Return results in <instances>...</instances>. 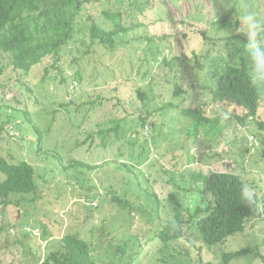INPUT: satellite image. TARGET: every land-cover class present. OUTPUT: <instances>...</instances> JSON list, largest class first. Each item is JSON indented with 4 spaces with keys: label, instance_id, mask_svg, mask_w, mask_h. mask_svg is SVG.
<instances>
[{
    "label": "rangeland",
    "instance_id": "374dc122",
    "mask_svg": "<svg viewBox=\"0 0 264 264\" xmlns=\"http://www.w3.org/2000/svg\"><path fill=\"white\" fill-rule=\"evenodd\" d=\"M232 7L230 27L219 29ZM106 11L121 12L131 28L115 49L90 35L94 20L112 28ZM247 15L264 47V0H91L56 67L49 56L26 74L0 49V153L33 164L38 182L37 192L13 195L19 204L0 201V264H45L71 233L90 242L96 264H226V252L249 246L264 255V219L220 244L204 242L192 223L171 248L156 236L177 214L207 206L212 196L199 178L213 171L241 174L264 214V133L244 108L213 101L208 88L227 61L240 60L236 51L246 43L233 35L253 31ZM249 51L264 90V69ZM140 88L149 96L144 103ZM197 106L219 122L184 114ZM257 118L264 120V97ZM119 119L122 135L103 139ZM231 264L264 261L247 253Z\"/></svg>",
    "mask_w": 264,
    "mask_h": 264
},
{
    "label": "trees",
    "instance_id": "16d2710c",
    "mask_svg": "<svg viewBox=\"0 0 264 264\" xmlns=\"http://www.w3.org/2000/svg\"><path fill=\"white\" fill-rule=\"evenodd\" d=\"M91 0H0V49L11 53L13 65L16 69L30 74L34 67L52 56L57 66L60 53L64 46L75 39L76 22ZM187 0H185L186 2ZM236 13L234 7L228 9L218 20L219 29H228L232 23V17ZM112 20V28L105 27L97 21H93L90 35L95 43H100L115 49L118 44V36L130 31V27L123 22L121 12H105ZM185 21V19H183ZM264 25V22L262 23ZM239 21L237 20L236 27ZM205 37L210 38L205 33ZM235 39H241L246 43L244 48L237 49L235 54L240 60L227 61L221 73L217 75L216 86H208L215 102L236 104L244 108L247 117L256 118V122L264 133V120H259L258 112L264 90L261 89V80L256 76L257 72L250 64L248 37L237 30L233 35ZM248 46V47H247ZM258 47H263L258 45ZM239 52V53H238ZM247 55V56H246ZM198 66H203L197 55ZM50 68H47L49 71ZM3 68L0 69V76ZM67 79L63 78V82ZM185 89L178 87L176 93H183ZM138 96L144 102L149 98L147 89H138ZM171 106H174L171 104ZM189 107L184 109V114L197 119L198 122L216 125L219 119H211L202 108ZM151 114V113H150ZM140 114L142 122L147 119ZM239 117V116H238ZM29 121L34 124L30 115ZM149 119V117L147 116ZM122 120L119 119L115 126L103 129L100 135L103 139L112 135L120 137L123 133ZM225 126L223 127V129ZM42 142V130L36 126ZM222 129V130H223ZM122 132V133H121ZM262 155L264 156V134L262 137ZM73 166L83 168H95L87 162L75 160ZM129 168V166H126ZM133 170V169H131ZM0 171L6 175L0 182V201L5 206L20 203L13 201V195H27L38 190L36 180V168L27 161L14 163L0 153ZM200 180L205 181L207 192L212 196L206 207L197 205L195 210L188 209V216L177 214L175 218L160 226L156 231L157 238L165 247L171 248V244L185 237V223H192L201 234L204 242L208 244L225 243L237 233L246 230L250 220L264 219V214L257 201L249 194V188L243 176L232 171H213L207 175H200ZM116 200V198H113ZM127 205L123 199L118 200ZM160 252V250H158ZM252 253L260 256L264 261V255L257 247H243L242 249L226 252L224 259L226 264L240 256ZM167 257V256H166ZM167 263H170L166 260ZM45 264H96L92 256L90 242L78 233L68 234L63 238L62 249L54 251ZM211 264V263H208Z\"/></svg>",
    "mask_w": 264,
    "mask_h": 264
},
{
    "label": "clouds",
    "instance_id": "9594fccd",
    "mask_svg": "<svg viewBox=\"0 0 264 264\" xmlns=\"http://www.w3.org/2000/svg\"><path fill=\"white\" fill-rule=\"evenodd\" d=\"M245 20L249 23V27L253 29V31L248 33L249 48L253 50L251 54L257 62L258 69H264V59H262L264 57V47H258L261 44V40L258 39L255 32V29L259 26L258 22L253 15H247Z\"/></svg>",
    "mask_w": 264,
    "mask_h": 264
},
{
    "label": "built area",
    "instance_id": "2783aa9c",
    "mask_svg": "<svg viewBox=\"0 0 264 264\" xmlns=\"http://www.w3.org/2000/svg\"><path fill=\"white\" fill-rule=\"evenodd\" d=\"M97 205V203H95Z\"/></svg>",
    "mask_w": 264,
    "mask_h": 264
}]
</instances>
